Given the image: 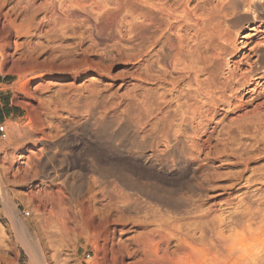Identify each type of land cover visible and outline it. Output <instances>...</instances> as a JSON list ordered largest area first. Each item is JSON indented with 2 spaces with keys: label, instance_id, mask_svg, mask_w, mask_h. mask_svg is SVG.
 Returning <instances> with one entry per match:
<instances>
[{
  "label": "rangeland",
  "instance_id": "obj_1",
  "mask_svg": "<svg viewBox=\"0 0 264 264\" xmlns=\"http://www.w3.org/2000/svg\"><path fill=\"white\" fill-rule=\"evenodd\" d=\"M237 1L0 0V264H30L19 222L42 264H264V0Z\"/></svg>",
  "mask_w": 264,
  "mask_h": 264
},
{
  "label": "bare ground",
  "instance_id": "obj_2",
  "mask_svg": "<svg viewBox=\"0 0 264 264\" xmlns=\"http://www.w3.org/2000/svg\"><path fill=\"white\" fill-rule=\"evenodd\" d=\"M240 1V0H239ZM222 7H227L231 10V12L234 15H237L238 13V1L237 0H225V2H223ZM257 9H261L262 5H256ZM227 13V12H226ZM182 34V33H181ZM193 38V37H192ZM191 38V39H192ZM175 67V66H174ZM176 69V68H175ZM0 201L2 203V210L5 211H10V198H8L6 196V194L0 192ZM12 210V209H11ZM11 212V211H10ZM18 229L20 230V236L22 239V244L26 250L27 256H28V262L30 264H42L43 258L41 256V253L38 249V247L36 246V244L34 245V243H32L26 233V229L23 226V224L21 222H19L18 224Z\"/></svg>",
  "mask_w": 264,
  "mask_h": 264
},
{
  "label": "crops",
  "instance_id": "obj_3",
  "mask_svg": "<svg viewBox=\"0 0 264 264\" xmlns=\"http://www.w3.org/2000/svg\"><path fill=\"white\" fill-rule=\"evenodd\" d=\"M5 77L3 76H0V85L4 82H6L4 80ZM0 106L4 107L3 112L6 111V114H11L9 113L10 111H13L15 110V106H13L10 102L7 101L6 97L5 96H2L1 99H0ZM0 117H2V115L0 114ZM0 121H3V120H0Z\"/></svg>",
  "mask_w": 264,
  "mask_h": 264
},
{
  "label": "built area",
  "instance_id": "obj_4",
  "mask_svg": "<svg viewBox=\"0 0 264 264\" xmlns=\"http://www.w3.org/2000/svg\"><path fill=\"white\" fill-rule=\"evenodd\" d=\"M7 129L4 121H0V143L6 140Z\"/></svg>",
  "mask_w": 264,
  "mask_h": 264
},
{
  "label": "trees",
  "instance_id": "obj_5",
  "mask_svg": "<svg viewBox=\"0 0 264 264\" xmlns=\"http://www.w3.org/2000/svg\"><path fill=\"white\" fill-rule=\"evenodd\" d=\"M4 80H5V78H4Z\"/></svg>",
  "mask_w": 264,
  "mask_h": 264
}]
</instances>
